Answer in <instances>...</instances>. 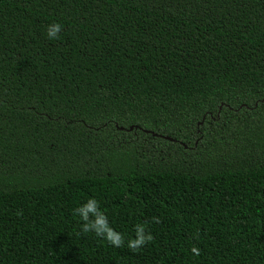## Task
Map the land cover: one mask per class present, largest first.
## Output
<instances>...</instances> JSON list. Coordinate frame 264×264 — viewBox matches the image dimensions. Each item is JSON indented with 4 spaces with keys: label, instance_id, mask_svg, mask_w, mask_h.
Instances as JSON below:
<instances>
[{
    "label": "trees",
    "instance_id": "trees-1",
    "mask_svg": "<svg viewBox=\"0 0 264 264\" xmlns=\"http://www.w3.org/2000/svg\"><path fill=\"white\" fill-rule=\"evenodd\" d=\"M0 264H264V0H0Z\"/></svg>",
    "mask_w": 264,
    "mask_h": 264
},
{
    "label": "clouds",
    "instance_id": "clouds-1",
    "mask_svg": "<svg viewBox=\"0 0 264 264\" xmlns=\"http://www.w3.org/2000/svg\"><path fill=\"white\" fill-rule=\"evenodd\" d=\"M61 25L58 23H53L47 26V37L52 40V39H56L58 38V34L61 31ZM96 201H94L93 199H89L86 203V205L83 206H79L76 209H73V213L74 215L77 216V218L79 220L82 221L81 223V231L82 232H88L92 230V226L90 224V222L88 221V217L86 212L87 211H92L95 207ZM99 234V233H97ZM150 238V237H149ZM193 251L195 252L196 249H193Z\"/></svg>",
    "mask_w": 264,
    "mask_h": 264
},
{
    "label": "water",
    "instance_id": "water-1",
    "mask_svg": "<svg viewBox=\"0 0 264 264\" xmlns=\"http://www.w3.org/2000/svg\"><path fill=\"white\" fill-rule=\"evenodd\" d=\"M124 129H122V131H123ZM131 130H133V129H131ZM154 137H159V136H156V135H154ZM161 138V137H160ZM167 141H172L171 139H169V138H165Z\"/></svg>",
    "mask_w": 264,
    "mask_h": 264
}]
</instances>
